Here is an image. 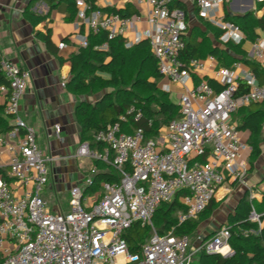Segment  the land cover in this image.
<instances>
[{
    "label": "built area",
    "instance_id": "obj_1",
    "mask_svg": "<svg viewBox=\"0 0 264 264\" xmlns=\"http://www.w3.org/2000/svg\"><path fill=\"white\" fill-rule=\"evenodd\" d=\"M142 1L148 6L145 20L139 14L128 17L90 10L86 0L75 3L78 19L90 32H108L100 49L107 50L109 41L119 36L126 37L127 48L149 41L162 76L185 87L179 95L181 116L155 137L144 128L127 132L121 122H115L95 132L94 139L102 147L81 142L76 156L93 164L71 188L68 211L51 210L42 195L52 157L43 154L35 128L19 116L31 71L0 53L1 71L8 81L0 90L6 95L5 113L14 119V127L0 135V154L4 150L11 154L9 172L0 167V264H192L198 252L192 236L176 234L175 225L160 233L153 222L158 207L181 192L185 211L178 214L177 224L182 225L198 220L228 180L246 185L250 162L243 152L251 153L252 146L241 138L233 116L242 107L264 101V80L241 61L226 67L217 66L213 54L186 58L188 22L186 11L176 4L180 0ZM182 1L197 7L201 18L221 30V44L245 41L242 28L219 14L227 0ZM144 21L147 27L142 29ZM77 38L83 47L88 46L86 34ZM248 54L264 68V34L251 43ZM205 71L214 73L220 89L202 75ZM194 76L199 79L189 86ZM162 89L169 92L165 86ZM141 116L139 112L136 120ZM54 129L59 135L61 126L56 124ZM95 161L108 165L118 179L102 181L105 192L89 195L100 172ZM249 219L262 226L254 207ZM135 222L152 229L138 252L130 250L124 237ZM230 236L231 226L225 224L210 238L198 239L207 253L229 256L233 254Z\"/></svg>",
    "mask_w": 264,
    "mask_h": 264
},
{
    "label": "trees",
    "instance_id": "obj_2",
    "mask_svg": "<svg viewBox=\"0 0 264 264\" xmlns=\"http://www.w3.org/2000/svg\"><path fill=\"white\" fill-rule=\"evenodd\" d=\"M67 1L72 11L76 13L75 0ZM86 2L90 10L97 9L95 0H86ZM32 3L25 9V14L36 25L43 20V17L31 9ZM105 11L126 16L124 12L116 9L107 8ZM228 20L238 24L247 38L253 41L260 37L259 30L264 31V14L259 17L255 11L228 16ZM204 23L207 30L214 31L217 37L220 36L221 30L217 31L207 21ZM39 35L46 43L48 50L58 57L60 64L68 63L71 66V77L67 87L74 93L92 95L107 88L94 102L80 101L77 104L75 114L81 128L82 142L88 141L93 147H102V143L94 139L95 132L115 122H121L123 129L128 132H132L135 128H144L148 136L155 137L164 125L181 116V106L172 101L170 93L163 90L159 83L162 74L147 39L127 48L126 38L119 36L109 41L107 50H102L99 46L108 39V32L106 30L90 32L88 46L80 47L78 52L64 58L58 54V48L49 34L39 33ZM208 54L215 55L220 64L226 67H230L236 60H241L258 74L261 81L264 80V68L255 59L249 57L242 44L229 43L225 47H219L213 45L207 32H199L198 36L194 33L188 41L184 56L204 58ZM102 73L110 77L104 78ZM209 81L217 89L221 88L214 79ZM7 83L0 67V85ZM139 112L142 116L136 120ZM122 117H125L126 121ZM10 118L13 119V116L7 115L5 107L0 106V135L14 127ZM233 119L238 121L241 131L250 132L247 141L252 146L250 161L253 164L264 150V101L240 108ZM149 120H152L151 125ZM94 165L100 170L95 177L96 183L118 179V175L111 171L108 165L99 161H95ZM181 194L179 192L173 201L164 202L158 207L153 222L160 233L167 232L174 225L178 235L186 233L192 236L196 231L199 220L188 221L182 225L177 224L178 214L185 211L180 201ZM256 202L255 199L249 201L248 196L242 198L228 217L227 224L231 226L229 244L233 254L223 256L219 253H207L205 248H201L196 264H264V194L262 202L257 204ZM252 205L257 207L261 215L262 226L249 219ZM214 209L215 203L212 200L200 219L209 217ZM251 230L257 232L254 233ZM244 231L247 235L243 234ZM151 235V227L142 226L139 222H135L124 233L132 252H138L141 244ZM211 236L209 235L205 240Z\"/></svg>",
    "mask_w": 264,
    "mask_h": 264
},
{
    "label": "crops",
    "instance_id": "obj_3",
    "mask_svg": "<svg viewBox=\"0 0 264 264\" xmlns=\"http://www.w3.org/2000/svg\"><path fill=\"white\" fill-rule=\"evenodd\" d=\"M33 1L0 0V53L16 61L22 68H27L31 71V80L22 97L19 116L27 124L35 128L36 141L43 154L52 157V162L49 163V166L53 181L46 190L44 198L48 201L51 210L68 211L70 204L64 208L63 204L59 202L61 206L59 204L55 206L53 205L54 198L63 193L66 196L68 195V200L70 201L71 188L81 182L84 174L93 164L89 159L76 156L82 140L81 128L77 121L75 110L80 101L94 102L101 95H80L68 88L67 83L71 77V66L68 63L60 64L58 57L48 50L46 43L39 35V33L49 34L52 42L58 48V54L68 58L73 53L78 52L80 47H83L77 35L83 33L89 36V28L78 19L77 12L74 13L72 11L67 0H54V2L52 0ZM180 1L176 4L187 13V44L194 33L198 36L199 32H207V36L213 45L219 47L227 45L220 43L219 36L217 37L214 31L207 30L204 23L206 20L198 15L197 7L182 0ZM31 3V9L43 17V20L36 25L25 14V9ZM95 5L105 13H111L105 11V9L111 8L124 12L128 17L139 14L145 20L148 16V6L142 0H95ZM249 11H255L256 15L261 17L264 14V2L257 0H227L221 6L219 14L224 15L225 19L228 20V16L242 15ZM211 25L217 31H220L216 25L212 23ZM142 26L144 28L147 27L145 21L140 25V27ZM259 33V36H262L264 31L259 30ZM128 34V37L133 36L132 33ZM199 40H202V38H199ZM253 42L246 36L245 41L241 43L247 53ZM217 66L224 65L217 60ZM101 75L104 78L110 77V75L105 73ZM202 75L208 79H214L212 71L207 73L205 71ZM198 79L197 76H194L187 83L189 86H193ZM64 81H66V85H63ZM160 85L169 89L170 97L172 91L175 93H183L185 91V87L171 83L168 79L164 81V85L161 83ZM5 102L6 95L0 90V106L5 107ZM10 121L14 124V119L10 118ZM56 124L61 126L59 135L54 129ZM244 133L246 140H248L250 132L244 131ZM10 156L11 154L5 150L0 154V167L5 174L9 172ZM250 156L251 153L249 155L250 169L246 177V185L228 180L213 199L215 203L219 196L221 197V195L228 193L230 196L229 201L233 203V208L227 211L226 219L221 223V226L227 224L228 217L236 209L242 198L248 196L249 201L255 199L257 202H262L263 200L264 150L253 161V164H251ZM79 160L83 164L90 163L87 170L80 169L77 166ZM10 181L16 187L13 179H10ZM252 206L254 207L255 205ZM254 209L259 213L256 206ZM219 228L213 227L211 233L214 234ZM199 236H197L198 242H200ZM202 237L206 238L208 235L203 234Z\"/></svg>",
    "mask_w": 264,
    "mask_h": 264
},
{
    "label": "rangeland",
    "instance_id": "obj_4",
    "mask_svg": "<svg viewBox=\"0 0 264 264\" xmlns=\"http://www.w3.org/2000/svg\"><path fill=\"white\" fill-rule=\"evenodd\" d=\"M141 28L144 29V26H142ZM132 78H133V76H132ZM167 79L168 78L166 76H162L160 78V83L162 85H164V81L167 80ZM106 89L107 88H104L100 92H97L95 94H92V96H96V95L99 96ZM180 94H182V92L181 93H175V92L172 91L171 92V99H172V101H174L175 103L178 104L179 103V95ZM125 131H127V130H125ZM240 135H241V138L243 139V141H247L244 131H240ZM249 155H250L249 151H244L243 152V157L244 158H248ZM77 163H78L77 166L80 169H83V170H87V168L90 166V163L83 164V163L80 162V160ZM64 178H66V176H64ZM52 181H53V177L50 174L49 175V182H48V184L45 185V187H44V189L42 191V195L43 196H45L46 190L48 189V187H50V185L52 184ZM57 181H58V179H57ZM100 184H102V182L96 183L95 187H93L94 189L93 190H89L87 192V194L90 195L94 191L95 192L96 191H98V192H105L104 188ZM229 197L230 196L228 195V193L225 194V195H221V197L219 196L216 199V202H215L216 204H215V209L213 211V214L210 217H208V218H205V219L201 218V219H199V223L197 225L198 227L196 229L197 231H195L193 233V237H192V243H193V245L198 248V252L195 255V259L193 261V264H196L197 263L199 251L201 250L200 242H198L197 236H199V235L202 236L203 234L210 235L211 232L213 231V227H218L219 228L221 226V223H223L224 220L226 219V213H227V211L228 210H231L233 208V203L231 201H229ZM59 202L62 203L63 206H64V208H65L69 204L68 195L66 196L63 193L60 194V195H58L57 197L54 198L53 205L56 206L57 204H59ZM49 207H50V205H49Z\"/></svg>",
    "mask_w": 264,
    "mask_h": 264
},
{
    "label": "water",
    "instance_id": "obj_5",
    "mask_svg": "<svg viewBox=\"0 0 264 264\" xmlns=\"http://www.w3.org/2000/svg\"><path fill=\"white\" fill-rule=\"evenodd\" d=\"M209 236V235H208Z\"/></svg>",
    "mask_w": 264,
    "mask_h": 264
}]
</instances>
